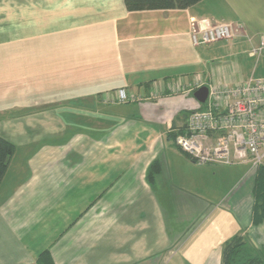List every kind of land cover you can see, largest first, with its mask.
Returning a JSON list of instances; mask_svg holds the SVG:
<instances>
[{"label":"crops","instance_id":"1","mask_svg":"<svg viewBox=\"0 0 264 264\" xmlns=\"http://www.w3.org/2000/svg\"><path fill=\"white\" fill-rule=\"evenodd\" d=\"M192 20L229 23L233 36L193 46ZM263 34L264 0L142 12L123 0H0V136L15 145L0 264L45 251L53 264H221L236 234L264 251V223L234 206L230 166H198L171 137L201 107L197 76L264 77V55H249ZM119 89L156 98L104 102Z\"/></svg>","mask_w":264,"mask_h":264},{"label":"built area","instance_id":"2","mask_svg":"<svg viewBox=\"0 0 264 264\" xmlns=\"http://www.w3.org/2000/svg\"><path fill=\"white\" fill-rule=\"evenodd\" d=\"M192 23L190 40L196 47L233 36L229 23ZM249 55L257 59L264 55V34ZM181 86L174 84L171 92L179 93ZM202 87L207 88L206 100L188 114L184 132L175 137V146L198 166L250 164L256 170L264 164V77L230 86L197 76L192 90ZM151 97L119 89L104 97V102L127 104L156 98Z\"/></svg>","mask_w":264,"mask_h":264},{"label":"trees","instance_id":"3","mask_svg":"<svg viewBox=\"0 0 264 264\" xmlns=\"http://www.w3.org/2000/svg\"><path fill=\"white\" fill-rule=\"evenodd\" d=\"M202 0H123L127 12L185 10ZM173 134V142L178 134ZM169 137V136H168ZM15 153V145L0 136V184ZM159 171L155 162L151 165L148 179L151 182ZM252 224L264 223V164L255 170L252 187ZM35 264H53L47 251L40 254ZM221 264H264V251L252 248L246 239L236 234L224 243Z\"/></svg>","mask_w":264,"mask_h":264},{"label":"rangeland","instance_id":"4","mask_svg":"<svg viewBox=\"0 0 264 264\" xmlns=\"http://www.w3.org/2000/svg\"><path fill=\"white\" fill-rule=\"evenodd\" d=\"M257 58L254 59V61ZM230 176L227 180L228 186L232 187L236 184L239 185L237 190L232 194L234 196L236 193L237 195L234 198V206L235 208H240L243 212V216L245 219V212H250L253 203L252 197V187L254 183V175L255 169L251 167L250 164H239L235 166H230ZM239 182V183H238ZM238 183V184H237ZM232 208L230 211V216L237 217V213L240 212L239 210Z\"/></svg>","mask_w":264,"mask_h":264},{"label":"water","instance_id":"5","mask_svg":"<svg viewBox=\"0 0 264 264\" xmlns=\"http://www.w3.org/2000/svg\"><path fill=\"white\" fill-rule=\"evenodd\" d=\"M194 97L198 103L203 104L206 100V97H207V88H205V87L199 88L194 93Z\"/></svg>","mask_w":264,"mask_h":264}]
</instances>
